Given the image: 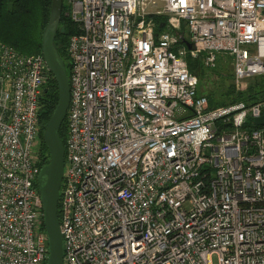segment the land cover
Wrapping results in <instances>:
<instances>
[{"label":"built area","instance_id":"2783aa9c","mask_svg":"<svg viewBox=\"0 0 264 264\" xmlns=\"http://www.w3.org/2000/svg\"><path fill=\"white\" fill-rule=\"evenodd\" d=\"M64 4L77 28L64 264H264V125L254 122L264 99L211 107L188 62L213 69L229 57L244 91L264 74V0ZM51 73L42 53L0 40V264H47L37 181Z\"/></svg>","mask_w":264,"mask_h":264},{"label":"trees","instance_id":"16d2710c","mask_svg":"<svg viewBox=\"0 0 264 264\" xmlns=\"http://www.w3.org/2000/svg\"><path fill=\"white\" fill-rule=\"evenodd\" d=\"M51 5L52 0H0V40L13 46L22 54L42 53L43 32L49 22ZM67 9L66 4H64L62 17L55 37V45L69 68L68 41L70 36L77 31V28L71 20L70 15L67 14ZM155 19L157 31H159L162 29L167 18L165 16H158ZM190 56H188L190 70L197 73L199 77L204 75L205 70L208 68L203 64L201 56H191L193 58L192 61L190 60ZM219 69L220 66L218 65L214 68L215 72L218 73L220 72ZM205 93L209 97V105L211 107L227 105L239 100L255 103L264 99V74L255 76L250 81L245 92L238 91L232 81V83L227 84L220 82L218 87ZM58 101L59 85L53 73H51L41 96L43 131ZM250 125L254 126L252 121H250ZM43 131L41 136L43 135ZM60 135L64 142H66V119L60 128ZM41 157L42 165L46 164L50 158L49 149L44 141H42L41 146Z\"/></svg>","mask_w":264,"mask_h":264},{"label":"water","instance_id":"95a60500","mask_svg":"<svg viewBox=\"0 0 264 264\" xmlns=\"http://www.w3.org/2000/svg\"><path fill=\"white\" fill-rule=\"evenodd\" d=\"M64 0H52L49 22L42 38V55L59 85V101L43 131V141L47 145L50 158L38 175L44 211V226L48 236L49 253L47 264H64V236L59 219V200L65 172L66 148L60 135L70 104V84L68 67L55 45V37L62 17ZM182 40L190 49L192 43L182 35ZM256 125H264V114L255 117Z\"/></svg>","mask_w":264,"mask_h":264},{"label":"rangeland","instance_id":"374dc122","mask_svg":"<svg viewBox=\"0 0 264 264\" xmlns=\"http://www.w3.org/2000/svg\"><path fill=\"white\" fill-rule=\"evenodd\" d=\"M192 57L190 56V60L192 61ZM218 66H220V72H215L213 69H207L205 70L204 75L200 76V82H199V88L201 92H209L210 90L218 87L220 85V82H223L225 84L232 83L233 77V66L231 63V60L227 56H222L218 60ZM217 67V66H216ZM259 76V75H258ZM254 77L248 79V84L244 89V92L247 90L250 81L253 80ZM214 260H216V257L214 256Z\"/></svg>","mask_w":264,"mask_h":264}]
</instances>
